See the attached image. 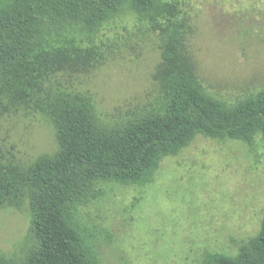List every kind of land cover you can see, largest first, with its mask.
<instances>
[{
    "label": "trees",
    "instance_id": "trees-1",
    "mask_svg": "<svg viewBox=\"0 0 264 264\" xmlns=\"http://www.w3.org/2000/svg\"><path fill=\"white\" fill-rule=\"evenodd\" d=\"M184 0H0V118L41 115L56 149L27 161L0 144V212L27 211L29 245L0 264H102L83 210L119 184L144 188L199 135L253 148L264 141V87L235 101L210 93L189 50ZM160 39L154 101L110 122L89 93L60 81L99 62L98 39L119 20ZM204 264H264V215L234 252Z\"/></svg>",
    "mask_w": 264,
    "mask_h": 264
},
{
    "label": "rangeland",
    "instance_id": "rangeland-1",
    "mask_svg": "<svg viewBox=\"0 0 264 264\" xmlns=\"http://www.w3.org/2000/svg\"><path fill=\"white\" fill-rule=\"evenodd\" d=\"M191 21L188 47L212 94L230 102L264 87V0H184ZM99 62L60 79L89 93L113 122L154 101L160 39L119 20L98 39ZM0 144L30 161L52 153L56 139L41 115L0 118ZM107 197L83 210L96 226L102 264H204L208 251L234 252L257 234L264 215V141L253 148L199 135L162 163L144 188L113 184ZM31 218L0 212V255L29 245Z\"/></svg>",
    "mask_w": 264,
    "mask_h": 264
}]
</instances>
